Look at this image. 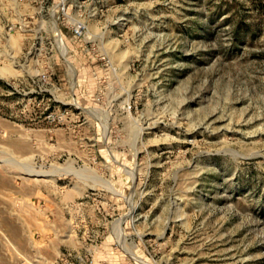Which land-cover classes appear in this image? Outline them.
Returning a JSON list of instances; mask_svg holds the SVG:
<instances>
[{
	"label": "rangeland",
	"instance_id": "rangeland-1",
	"mask_svg": "<svg viewBox=\"0 0 264 264\" xmlns=\"http://www.w3.org/2000/svg\"><path fill=\"white\" fill-rule=\"evenodd\" d=\"M62 6L0 0V264H264V0Z\"/></svg>",
	"mask_w": 264,
	"mask_h": 264
},
{
	"label": "bare ground",
	"instance_id": "bare-ground-1",
	"mask_svg": "<svg viewBox=\"0 0 264 264\" xmlns=\"http://www.w3.org/2000/svg\"><path fill=\"white\" fill-rule=\"evenodd\" d=\"M52 19H53L54 29H55V31H56V40H57V43H58V45H59V47H60V50H61L62 55H64L65 50H66V47L64 46V44H63V42H62V40H61V38H60V33L58 32V29H57V27H56V20H55V18H54V14H52ZM76 19H77V18H76ZM76 19L70 17V20H71V21L77 23V20H76ZM67 64H68L69 69H70L71 74H72V84H74V81H75V69H74L73 65H72L70 62H67ZM12 71H13V70H11V68L6 67V66L0 68V72H1L2 74H10V73H12ZM89 111L92 112V110H89ZM93 111H94V110H93ZM139 134H140V133H139ZM22 160H23V159H22ZM31 172H32V171H31ZM37 174H38V172H37ZM41 174H42V175H49L50 173H48V172H47V173H43V172H42ZM38 175H39V174H38Z\"/></svg>",
	"mask_w": 264,
	"mask_h": 264
},
{
	"label": "built area",
	"instance_id": "built-area-1",
	"mask_svg": "<svg viewBox=\"0 0 264 264\" xmlns=\"http://www.w3.org/2000/svg\"><path fill=\"white\" fill-rule=\"evenodd\" d=\"M62 4H63L62 9L64 10V8H65L64 7V0H62ZM64 14L67 15V13H65V12H64ZM70 30L75 37H81V36L85 35V33H86V31H85L86 27H85L84 23H82L78 20H77V23L72 21V23L70 24ZM39 76H40L41 80L46 81L49 78V72L43 71L39 74Z\"/></svg>",
	"mask_w": 264,
	"mask_h": 264
}]
</instances>
